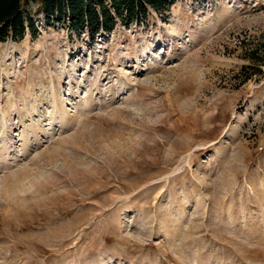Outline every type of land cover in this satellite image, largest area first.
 I'll use <instances>...</instances> for the list:
<instances>
[{
    "label": "rangeland",
    "instance_id": "374dc122",
    "mask_svg": "<svg viewBox=\"0 0 264 264\" xmlns=\"http://www.w3.org/2000/svg\"><path fill=\"white\" fill-rule=\"evenodd\" d=\"M26 11L0 42V264H264V0L98 35Z\"/></svg>",
    "mask_w": 264,
    "mask_h": 264
},
{
    "label": "trees",
    "instance_id": "16d2710c",
    "mask_svg": "<svg viewBox=\"0 0 264 264\" xmlns=\"http://www.w3.org/2000/svg\"><path fill=\"white\" fill-rule=\"evenodd\" d=\"M178 0H0V42L22 39L34 22L26 8L39 4L47 22L68 25L74 32L91 31L92 35L112 31L117 22L129 25L140 22L148 8L165 11ZM264 52V40L261 45ZM249 79V78H247ZM246 81V80H245Z\"/></svg>",
    "mask_w": 264,
    "mask_h": 264
}]
</instances>
